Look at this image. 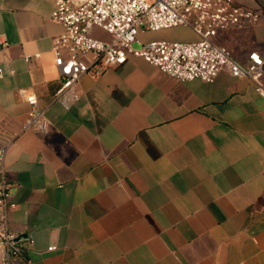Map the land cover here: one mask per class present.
I'll use <instances>...</instances> for the list:
<instances>
[{"label":"crops","instance_id":"crops-1","mask_svg":"<svg viewBox=\"0 0 264 264\" xmlns=\"http://www.w3.org/2000/svg\"><path fill=\"white\" fill-rule=\"evenodd\" d=\"M235 1L259 21L215 40L246 62L264 54V0ZM54 9L0 0V147L21 264H264V75L181 82L130 55L91 64L66 109L53 101ZM148 32L135 47L198 40L191 28ZM182 35L192 40L172 39ZM27 93L47 133L25 130Z\"/></svg>","mask_w":264,"mask_h":264},{"label":"built area","instance_id":"built-area-1","mask_svg":"<svg viewBox=\"0 0 264 264\" xmlns=\"http://www.w3.org/2000/svg\"><path fill=\"white\" fill-rule=\"evenodd\" d=\"M49 1L55 5L50 19L64 28L54 40L53 54L60 87L53 101L66 109L80 100L79 81L88 73L91 64L102 67L123 65L130 55L143 58L181 82L201 80L213 83L224 70L234 77H247L255 82L264 75V54L254 50L248 54L246 62H239L226 46L215 42L223 31L259 21L254 11L242 8L235 0ZM177 27L191 28L198 40H152L138 48L134 46L140 33ZM96 31L106 33L109 39L99 37ZM39 57V54L34 55L35 59ZM30 60L26 57V62ZM24 99L30 106L25 130L47 133L48 119L36 94H24ZM6 151L5 146L0 147V208L3 211L0 244L4 248L0 264H21L17 237L7 227L8 214L16 204L12 201L11 186L6 179Z\"/></svg>","mask_w":264,"mask_h":264},{"label":"rangeland","instance_id":"rangeland-1","mask_svg":"<svg viewBox=\"0 0 264 264\" xmlns=\"http://www.w3.org/2000/svg\"><path fill=\"white\" fill-rule=\"evenodd\" d=\"M185 29H190V28H185V27H177V28H171V29H166V30H162L163 32L165 33H175V32H179V31H185ZM150 33V31L148 32ZM172 38V37H171ZM173 40H180V41H188V40H192L190 39L189 37H185L184 35H182L181 37H173L172 38ZM216 43H218L216 40H215Z\"/></svg>","mask_w":264,"mask_h":264},{"label":"water","instance_id":"water-1","mask_svg":"<svg viewBox=\"0 0 264 264\" xmlns=\"http://www.w3.org/2000/svg\"><path fill=\"white\" fill-rule=\"evenodd\" d=\"M16 240H19V238H17Z\"/></svg>","mask_w":264,"mask_h":264}]
</instances>
